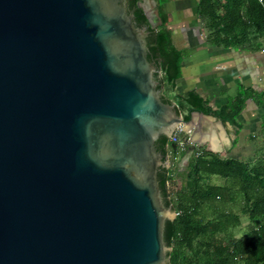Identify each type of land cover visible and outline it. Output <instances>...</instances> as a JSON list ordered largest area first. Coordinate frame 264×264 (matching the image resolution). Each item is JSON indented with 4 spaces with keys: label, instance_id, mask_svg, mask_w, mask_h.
Returning <instances> with one entry per match:
<instances>
[{
    "label": "water",
    "instance_id": "obj_1",
    "mask_svg": "<svg viewBox=\"0 0 264 264\" xmlns=\"http://www.w3.org/2000/svg\"><path fill=\"white\" fill-rule=\"evenodd\" d=\"M158 72L133 0H0V264H170L160 150L214 116Z\"/></svg>",
    "mask_w": 264,
    "mask_h": 264
},
{
    "label": "trees",
    "instance_id": "obj_2",
    "mask_svg": "<svg viewBox=\"0 0 264 264\" xmlns=\"http://www.w3.org/2000/svg\"><path fill=\"white\" fill-rule=\"evenodd\" d=\"M137 1L133 0L134 7L148 30L153 61L161 72V76L159 72L156 74L159 88L165 86L173 91L182 52L173 44L165 16L160 15V24L152 28ZM199 13L205 21L210 46L257 54L259 59L264 54V0H200ZM162 99L169 101L165 94ZM180 100L183 101L178 105L189 111L210 114L240 127V118L249 101L264 107V84L260 90L240 86L235 96L215 110L194 91ZM258 119L264 138V111ZM253 137L255 134L248 138ZM169 151L175 155L184 153L177 144L169 143L164 137L160 152L165 156ZM254 161L252 158L224 157L205 147H197L186 166L175 172L176 176L169 174L170 169H159L163 202L165 205L172 203L176 212L175 218L167 220L164 227V240L171 247L168 252L170 264H264V148ZM214 175L236 180L244 197L242 212L248 215L252 224L239 238L228 237V231L239 224L238 214L218 212L208 218L202 213L205 204L220 199L224 196L223 189L227 190L208 181ZM173 176L178 178L179 190L173 187Z\"/></svg>",
    "mask_w": 264,
    "mask_h": 264
},
{
    "label": "crops",
    "instance_id": "obj_3",
    "mask_svg": "<svg viewBox=\"0 0 264 264\" xmlns=\"http://www.w3.org/2000/svg\"><path fill=\"white\" fill-rule=\"evenodd\" d=\"M199 2L200 0H142V3L148 5L155 14L154 20L157 25L161 22L160 15L165 16V25L171 30L173 44L182 52L177 66L178 78L175 91H172L175 98H169L167 92L165 94L166 87L162 94H165L168 100L178 104L177 98L180 99V96L183 99L187 98L188 92L194 91L215 110L226 103L230 97L235 96L240 86L244 85L246 88L254 86L253 83L246 86L242 79L251 75L254 81L257 71L251 73L249 65L252 63L251 67L257 69L262 61L256 56L257 54L233 48L210 46L207 38L208 30L199 13ZM255 89L261 88L255 87ZM251 108H259V106H256L252 100L249 101V106L242 113L245 123H249L252 119L256 121L255 115L249 113ZM210 122L213 126L210 125L208 129L212 136L210 150L212 148L211 151L220 155L230 152L232 142H230L228 129L236 126L239 128L237 131L233 130L236 134L239 130L245 129L244 121L241 122L240 127L228 121L223 122L215 116L210 119ZM205 140L207 137H204Z\"/></svg>",
    "mask_w": 264,
    "mask_h": 264
},
{
    "label": "rangeland",
    "instance_id": "obj_4",
    "mask_svg": "<svg viewBox=\"0 0 264 264\" xmlns=\"http://www.w3.org/2000/svg\"><path fill=\"white\" fill-rule=\"evenodd\" d=\"M228 53V51H225ZM261 65L257 67V69L254 67L252 68L250 63L249 70L251 73L253 71H257V76L256 78L253 79L250 77H244L243 83H246V86H249L250 84L253 83V87L261 88V85L264 83V54L261 56ZM179 64V63H178ZM254 69V70H253ZM232 83V82H231ZM164 88L161 89V93H164ZM167 90V89H166ZM165 90L168 93L169 98H175V95L171 90ZM175 91V89H174ZM178 95V94H177ZM183 95V94H182ZM182 97V96H180ZM178 101H183L177 98ZM185 103V102H184ZM186 109V108H185ZM264 111V107H259V108H251L249 110L250 114H254V118L256 121L254 122L253 119L249 123H245V118L241 116L240 121H244L245 129L244 130H239L238 133H234L233 130H238L236 126H231L230 129H228V135L230 138V142H232V148H230V152L221 154L224 157H233V158H238L241 160H247L248 158H252L253 162H255V158L258 155L263 153V148H264V138L263 137V132L262 128L259 125V113ZM239 119V118H238ZM248 127V129H246ZM255 134V137L253 138H248L249 135ZM205 142V141H204ZM205 147L207 149L209 148V143H204ZM210 150V148L208 149ZM190 150L184 151L182 154L181 152L178 154H173L169 157V162H168V168L170 169V173L172 175H175V172L178 170H182L190 157L191 154H189ZM188 157V158H187ZM174 177V176H173ZM177 181L178 178L174 177ZM210 183L215 184L217 186H220L221 188H227L223 189L224 190V196L221 197L220 199H217L216 201H212L208 203L207 205L205 204L202 209V213L205 214L206 217L212 218L216 213L218 212H231L239 215V224L235 226L234 228H231L228 231V237H233V238H239L241 237L248 229V227L252 224L250 221V218L248 217L247 214H244L242 212V208L244 205V197L243 195L239 192L238 189V184L235 182L236 180H231V179H224L220 176L214 175L211 176L210 179L208 180ZM180 184V183H179ZM215 207V208H214ZM223 235L218 236V238H221Z\"/></svg>",
    "mask_w": 264,
    "mask_h": 264
},
{
    "label": "built area",
    "instance_id": "obj_5",
    "mask_svg": "<svg viewBox=\"0 0 264 264\" xmlns=\"http://www.w3.org/2000/svg\"><path fill=\"white\" fill-rule=\"evenodd\" d=\"M169 143L177 144L179 150L186 151V150H188V147L191 145L192 141L189 138V135L187 133H185L184 126L182 124H180L177 126L175 131L169 137ZM195 148H197V147H195ZM171 155H173V154L171 153V151H169L168 156L170 157ZM174 183H175L173 186L174 189L179 190L180 189L179 182L176 179H174ZM168 187H169V184H168Z\"/></svg>",
    "mask_w": 264,
    "mask_h": 264
},
{
    "label": "flooded vegetation",
    "instance_id": "obj_6",
    "mask_svg": "<svg viewBox=\"0 0 264 264\" xmlns=\"http://www.w3.org/2000/svg\"><path fill=\"white\" fill-rule=\"evenodd\" d=\"M143 27H146V26H143ZM157 78H159V77H157ZM163 88L165 89V86H163ZM186 111H188L187 108H186ZM163 168H165V167H163Z\"/></svg>",
    "mask_w": 264,
    "mask_h": 264
},
{
    "label": "clouds",
    "instance_id": "obj_7",
    "mask_svg": "<svg viewBox=\"0 0 264 264\" xmlns=\"http://www.w3.org/2000/svg\"><path fill=\"white\" fill-rule=\"evenodd\" d=\"M161 74V73H160ZM167 147H168V144H167ZM192 154V153H191Z\"/></svg>",
    "mask_w": 264,
    "mask_h": 264
}]
</instances>
